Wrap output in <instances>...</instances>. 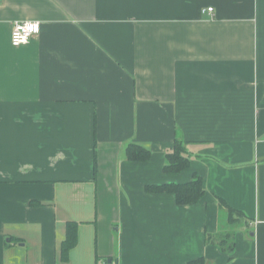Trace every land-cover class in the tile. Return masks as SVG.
<instances>
[{
  "label": "crops",
  "instance_id": "0c3cea01",
  "mask_svg": "<svg viewBox=\"0 0 264 264\" xmlns=\"http://www.w3.org/2000/svg\"><path fill=\"white\" fill-rule=\"evenodd\" d=\"M194 176L192 205L147 190ZM199 260L264 264V0H0V264Z\"/></svg>",
  "mask_w": 264,
  "mask_h": 264
},
{
  "label": "trees",
  "instance_id": "16d2710c",
  "mask_svg": "<svg viewBox=\"0 0 264 264\" xmlns=\"http://www.w3.org/2000/svg\"><path fill=\"white\" fill-rule=\"evenodd\" d=\"M125 156L131 162L147 161L151 153L142 146L135 144H128L125 148ZM189 167V159L186 156L184 143L176 139L171 152L166 154L163 172L165 174H177ZM150 193L169 194L175 199L178 205H192L197 203L203 196V185L201 178L194 176L190 182L183 184H162L147 188ZM235 211H230V217ZM77 229L78 224L75 222H68L65 226V238L60 244L59 260L63 263L68 262L70 251L77 244ZM227 237L222 240L220 244L223 250L228 253L231 252L233 242ZM201 260L192 262L190 264H202Z\"/></svg>",
  "mask_w": 264,
  "mask_h": 264
},
{
  "label": "built area",
  "instance_id": "2783aa9c",
  "mask_svg": "<svg viewBox=\"0 0 264 264\" xmlns=\"http://www.w3.org/2000/svg\"><path fill=\"white\" fill-rule=\"evenodd\" d=\"M203 13H211L212 8H207ZM40 23L32 21H23L15 23L10 33V45L20 47L26 45L31 37L40 33Z\"/></svg>",
  "mask_w": 264,
  "mask_h": 264
}]
</instances>
